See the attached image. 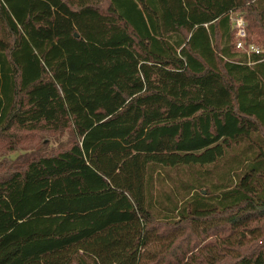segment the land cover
<instances>
[{"label": "trees", "instance_id": "trees-1", "mask_svg": "<svg viewBox=\"0 0 264 264\" xmlns=\"http://www.w3.org/2000/svg\"><path fill=\"white\" fill-rule=\"evenodd\" d=\"M231 13L264 41V0H0V146L73 139L0 163V264H146L178 226L215 236L206 264H264V55L236 48ZM180 168L207 195L155 203L154 174Z\"/></svg>", "mask_w": 264, "mask_h": 264}, {"label": "rangeland", "instance_id": "rangeland-1", "mask_svg": "<svg viewBox=\"0 0 264 264\" xmlns=\"http://www.w3.org/2000/svg\"><path fill=\"white\" fill-rule=\"evenodd\" d=\"M75 27L78 30L77 32L83 34L85 38H87L88 33H95V29L93 26L84 27V24L82 22L80 24L76 22ZM252 38L250 37L249 43L254 44L264 51V41H261L258 44L254 41L257 40L254 35L252 36ZM12 133L13 135H15V139L13 141L16 142V144L14 145L16 151L9 152L8 149L5 148V146H0V163H4L5 161L22 162L26 159H31L40 154H55L60 152L61 150L67 149L69 147V144L73 140L71 132L69 130L58 134L49 133L47 131H36L34 133L15 131ZM2 172L3 171L0 169V174H2ZM196 172L197 169L195 168H180L177 170L167 169L164 170L161 174H154L155 203H158V201H162L163 203L167 202V198L172 193L174 196L183 195L186 197L189 196V198L195 195L197 192L203 193L204 196L207 195L208 190L211 189V187L208 186L209 189L207 187H203L202 190H199L201 189L199 188V183H201V181L199 180V175ZM194 185L196 186L194 187ZM193 188H197L198 190H192ZM189 192L191 193L188 194ZM178 201L180 203V206H183V198L179 197ZM160 208L164 210L163 206H161ZM165 211L167 210L165 209ZM158 217H162V215H158ZM156 227V233H165L169 229L164 224H157ZM172 234L173 235L171 236L173 238L176 239V237H178L176 239L178 244L172 249L170 253H168L167 250L169 249V245L173 242L172 237H153L152 241L145 250L147 251L148 255L150 257H153L154 259L151 262L146 261V264H168L169 262L175 260L176 257L180 254L184 255V257L181 258L182 262L184 261V264H189L192 257L196 259L194 264H206L207 261H212L211 255L214 256V254H218V251L214 249L215 246L213 241L216 240V238H214L215 236H211L210 239L203 241L202 237L200 235H196L195 231L180 226L175 228ZM170 239H172V242ZM255 243L258 242H249L247 248L252 249V245H254ZM194 245H196L195 248H193ZM161 256L162 259L160 258ZM216 257L222 256L220 255ZM232 262L233 260L230 257L224 261V263L228 264Z\"/></svg>", "mask_w": 264, "mask_h": 264}, {"label": "built area", "instance_id": "built-area-1", "mask_svg": "<svg viewBox=\"0 0 264 264\" xmlns=\"http://www.w3.org/2000/svg\"><path fill=\"white\" fill-rule=\"evenodd\" d=\"M232 30L236 38V48L247 54L251 59L252 55H264V51L252 43H249V36L247 31V22L243 15L238 13H231ZM254 63H250L252 65Z\"/></svg>", "mask_w": 264, "mask_h": 264}, {"label": "water", "instance_id": "water-1", "mask_svg": "<svg viewBox=\"0 0 264 264\" xmlns=\"http://www.w3.org/2000/svg\"><path fill=\"white\" fill-rule=\"evenodd\" d=\"M76 37L78 38V37H79V35H78V34H76Z\"/></svg>", "mask_w": 264, "mask_h": 264}]
</instances>
